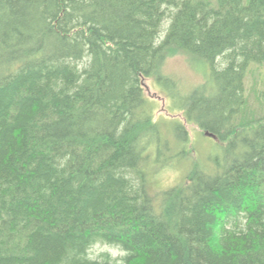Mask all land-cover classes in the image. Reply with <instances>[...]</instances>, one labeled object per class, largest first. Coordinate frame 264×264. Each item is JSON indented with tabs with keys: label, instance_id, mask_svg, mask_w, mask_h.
<instances>
[{
	"label": "trees",
	"instance_id": "1",
	"mask_svg": "<svg viewBox=\"0 0 264 264\" xmlns=\"http://www.w3.org/2000/svg\"><path fill=\"white\" fill-rule=\"evenodd\" d=\"M176 54L208 82L159 75ZM252 64L264 0H0V264H264ZM151 77L182 120L154 117ZM184 123L216 152L156 198L150 171L184 156ZM96 244L123 254L91 257Z\"/></svg>",
	"mask_w": 264,
	"mask_h": 264
},
{
	"label": "rangeland",
	"instance_id": "2",
	"mask_svg": "<svg viewBox=\"0 0 264 264\" xmlns=\"http://www.w3.org/2000/svg\"><path fill=\"white\" fill-rule=\"evenodd\" d=\"M250 69L251 70L249 73L247 72L244 79L246 94L249 98L248 108H253L258 112L259 108L256 102L255 90L260 87V79L264 73V65L258 66L252 64ZM158 74L174 78L180 89L187 92L208 82V69L206 65L185 54L168 56L161 68H159ZM154 79L155 78L151 77L143 79L142 81L145 94L155 104L154 117L172 116L176 117L178 120H182L181 113H172L168 110L169 98L167 94L157 86ZM206 87L208 88V84ZM184 124L189 135V144L185 147L187 150L183 153L184 156L175 164L167 163L161 170L150 171L148 192L156 198L159 197L165 189L180 183L194 161L201 163L204 161L207 162L208 156L216 152V149L213 148L214 138L203 133L196 125ZM103 252L109 253L112 258L116 259L123 254L119 248L106 244L94 245L89 251V254L91 257H95Z\"/></svg>",
	"mask_w": 264,
	"mask_h": 264
}]
</instances>
